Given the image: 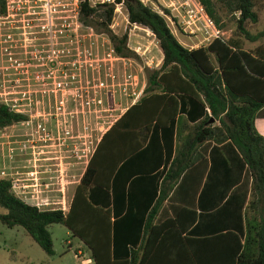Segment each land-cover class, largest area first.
Instances as JSON below:
<instances>
[{"label":"trees","instance_id":"trees-1","mask_svg":"<svg viewBox=\"0 0 264 264\" xmlns=\"http://www.w3.org/2000/svg\"><path fill=\"white\" fill-rule=\"evenodd\" d=\"M199 1L218 29L227 16L236 27L230 37L188 49L165 15L140 0H115L129 24L153 33L160 66L143 67L142 95L101 135L66 212L25 202L0 178L1 223L21 226L48 255V227L64 224L94 264H264V139L253 124L264 108V43L243 47L264 29L254 35L246 29L258 20L255 0ZM113 14V4L80 5L83 26L104 35L116 55L137 57L126 47L127 32L110 28ZM177 113L192 123L187 133L182 125L175 131ZM24 120L0 103V129ZM151 123L161 130L162 144L149 134ZM164 147L160 171L135 175L129 166L121 172L116 204L110 184L124 165L139 155L157 158V151L161 157ZM125 201L131 204L122 214ZM164 201L172 214L157 219Z\"/></svg>","mask_w":264,"mask_h":264},{"label":"rangeland","instance_id":"rangeland-1","mask_svg":"<svg viewBox=\"0 0 264 264\" xmlns=\"http://www.w3.org/2000/svg\"><path fill=\"white\" fill-rule=\"evenodd\" d=\"M157 4L159 5L158 2ZM255 9L258 13L257 22L246 23V29L253 35L264 29V0H255ZM125 15L126 11L122 6L114 16L115 26L112 31L118 35L130 33L131 27ZM221 24L223 26L220 30L225 37H230L236 27L235 20L227 16ZM171 29L175 32L172 27ZM134 31L138 36H133V41L144 46L151 43L150 49H152L151 53L155 62L161 53L154 37L143 31ZM176 32L177 36H180L181 33ZM83 39L85 41L82 46L80 74L73 78L67 76L62 79L69 82L68 85L72 86L71 90L64 93H50L48 98L38 92L19 94V97L25 98L23 102L26 103H29L26 99L29 97L32 116H26V120L0 129V172L5 173V175L0 174V178H6L10 182L19 184V188L17 187L13 192L27 203L33 205L36 201L47 199L48 204L40 206L41 209H61L64 212L68 210L73 191L85 169L87 160L84 157L80 159L73 157L72 141H79L82 148L83 143H89V140L93 145L126 104L135 101L141 95L145 86L143 67L148 66L146 64L144 66L145 62L142 59L131 57L134 61L127 69V74L131 77H126L120 63H111L107 60L106 52L109 44L104 35L88 29L83 30ZM102 41H105L104 45H101ZM154 43L157 47L153 46ZM262 43H264V35L256 41L243 40V47L254 49ZM71 68L73 69V66ZM110 68L115 75L114 78L110 77ZM132 76L135 77L132 78ZM19 83L22 86L26 85L24 78H19ZM33 83H37V79ZM93 98L101 102L93 103ZM60 100L64 102V114L51 118L46 116L48 111H60L56 107H50L48 110L47 103L52 105ZM41 102L46 106L43 107L44 104ZM67 112H73L74 116L77 115L75 112H79L82 122L75 125L74 118L71 117L72 125H70ZM43 128L50 137L45 142L41 140L44 133ZM28 139L34 141L31 143ZM32 144L34 147L31 146ZM23 145H25L23 153L19 155L18 148H23ZM10 149L13 150L12 157ZM18 156L24 158L25 162L19 165L18 170L12 169L17 164ZM33 168L38 170L36 179H34L35 175L14 174L15 171H29ZM61 178L64 203L58 204L54 202L62 199L58 190V182ZM24 184L38 185L35 188L34 186L22 188L21 185ZM4 213L6 209L0 206V214ZM48 230L52 239L53 254L51 255L46 254L21 226L7 227L0 222V264H83L82 260L91 259L89 253L76 255L79 250L78 246H81L80 242H83L74 236L64 224H52ZM83 250L87 251L86 248ZM89 264H94L92 259Z\"/></svg>","mask_w":264,"mask_h":264},{"label":"built area","instance_id":"built-area-1","mask_svg":"<svg viewBox=\"0 0 264 264\" xmlns=\"http://www.w3.org/2000/svg\"><path fill=\"white\" fill-rule=\"evenodd\" d=\"M84 0H4V12L0 15V103L6 105L10 111L15 113H20L25 116H32V107L31 101L29 97H26L29 100V103L23 102L25 100L24 97H19V94L26 93H40L45 95V97H49V94H56L57 92L64 93L65 91H70L72 86L68 85L69 82L64 81L62 79L68 77L73 78L75 75L80 74L81 69V58L80 62L76 64V71L74 70L75 62L73 60L70 61H53L52 65L47 66L49 60L40 59L37 68L32 65V62L29 61L26 56L23 61L19 60L18 56L15 53V49L20 41H26V32L28 29L36 26L45 27L48 23L59 22V19L62 18L66 28L70 32H75V30L80 27L81 28V46H83V30L87 31L92 30V28L85 27L81 23L80 20V5ZM91 6H96L99 4H113L114 5V14L112 18V22L110 24V28L112 29L115 26L113 22L114 16L118 13V11L122 7V3H115V0H87ZM142 3L149 5L152 9L157 11L160 14L165 15L168 25L174 29V31H178L183 36L188 38H196L197 43H210L213 39L219 37H225L224 33L217 28L214 21L209 17L206 13L204 6L201 4L199 0H140ZM159 5L157 4V2ZM166 13V14H165ZM126 20L127 14L125 15ZM131 27L130 33H127V41L126 47L131 50L134 55H136L140 60L142 59L145 64L150 69L157 68L159 63L158 61L154 62L152 56V49H150L149 45H141L137 41H133V36H138L134 30H139L146 32L150 36L154 37L153 33L142 26L137 24H129ZM172 30V29H171ZM22 31L21 36H19L18 32ZM173 32V30H172ZM156 41V40H155ZM105 41L101 42V45H104ZM108 42V41H107ZM157 43V42H156ZM109 47L107 54V60L109 62H117L120 63L122 68V72L126 77H131L130 74H127V69L130 67L131 63H133V59L131 57H124L116 55L108 42ZM153 46L157 47V44H153ZM82 57V50H81ZM50 63V62H49ZM65 64V72H60L58 74L59 66ZM73 66V69L71 68ZM73 70V72H72ZM110 77L114 78L115 75L110 68ZM135 76H132L134 78ZM4 78V79H1ZM19 78H24L26 85L22 86L20 83L18 84ZM56 78H58L56 80ZM7 79V80H5ZM37 79V83H33L34 80ZM52 79V80H50ZM7 82V84H6ZM10 83V84H9ZM22 86V89H20ZM100 103V100H94L93 103ZM62 103V104H59ZM89 105V102H86ZM37 104V103H36ZM43 107L46 106L45 103ZM61 105V106H60ZM59 106L61 109H59ZM50 107H56L60 111L58 114H64V102L60 100L58 103H47V109ZM50 112V111H48ZM57 112V111H56ZM52 113V112H51ZM68 120L70 125H72V117L73 112H67ZM63 116V115H62ZM52 117V116H48ZM53 117H57L53 116ZM116 118L113 120V122ZM82 122V119H81ZM111 122V124L113 123ZM110 124V125H111ZM109 125V126H110ZM108 126V127H109ZM108 129V128H107ZM105 129V131L107 130ZM43 136L42 139L44 142L49 140V134L43 128ZM103 131L101 135L105 132ZM69 133V131H68ZM100 135V137H101ZM79 137V136H78ZM58 139V138H57ZM31 143L34 141L33 139H28ZM59 143V142H58ZM98 143V138L96 142L92 145V141L89 140V143L84 142L83 148L80 145V142L77 140L72 141V155L74 158H87L86 165L88 160L92 156L96 145ZM22 147L18 148L19 154L23 153ZM34 147V144L31 145ZM49 152V151H47ZM13 153V150L10 149V156ZM12 157V156H11ZM85 165V167H86ZM1 175H5L3 171L0 172ZM33 175V172H30V176ZM37 176H34L36 179ZM62 178L59 180V191L62 195L61 201H57L54 203H64V189L62 185ZM35 185H21L22 188H28V186H37ZM47 186V184L45 185ZM19 188V184H15V182H11V189L15 192L16 188ZM48 204L47 199H41L40 201H36L33 205L36 207H40L42 205ZM41 209V208H40Z\"/></svg>","mask_w":264,"mask_h":264},{"label":"flooded vegetation","instance_id":"flooded-vegetation-1","mask_svg":"<svg viewBox=\"0 0 264 264\" xmlns=\"http://www.w3.org/2000/svg\"><path fill=\"white\" fill-rule=\"evenodd\" d=\"M26 32V41H20L15 49V53L19 60L23 61L26 58L32 62V65L37 68L40 59L49 60L47 66L52 65L51 62L70 61L75 62L74 70L76 71V64L80 62L81 58V28L78 27L75 32H70L65 26L62 18L59 22L48 23L45 27H32ZM21 36L22 31L18 32ZM65 64L59 66L58 74L65 72ZM62 104V103H59ZM61 106V105H60ZM59 106V109L61 107ZM74 118L75 125L81 123V115L79 112ZM58 112H47L46 116H56Z\"/></svg>","mask_w":264,"mask_h":264},{"label":"crops","instance_id":"crops-1","mask_svg":"<svg viewBox=\"0 0 264 264\" xmlns=\"http://www.w3.org/2000/svg\"><path fill=\"white\" fill-rule=\"evenodd\" d=\"M174 35L176 36V38L178 39V41L180 42V44H182L184 47L188 48V49H194V48H197L199 46H202V45H207L208 43L205 42V43H202V44H195L197 43V40L196 38H188V37H185L183 36L182 34H180V36H177V32H173ZM182 35V36H181ZM258 46V45H257ZM159 48V47H158ZM245 48V47H244ZM247 49V48H245ZM160 50V48H159ZM160 53H161V56L156 60L158 61L159 65L158 67L160 66L161 62H162V52L160 50ZM157 67V68H158ZM156 69V68H154ZM146 82V81H145ZM146 85V84H145ZM145 87V86H144ZM144 89V88H143ZM142 93H143V90H142ZM141 93V95H142ZM140 95V96H141ZM139 96V97H140ZM138 97V98H139ZM137 98V99H138ZM136 99V100H137ZM135 100V101H136ZM135 101L131 102V103H128L126 104V106L122 109V111L117 115L116 119L122 115L126 109L128 107H130L133 103H135ZM127 121H124L123 124H125L126 122H129L130 118L126 119ZM154 123V122H153ZM151 123L150 126H149V134L151 132H153V134L155 135L156 134V137L159 138V142L162 144V139H161V130H157L155 125ZM253 124H254V127L255 129L257 130V132L263 137L264 139V108L260 109L257 113V115L255 116L254 120H253ZM183 126V133H187L188 132V126L192 125L191 122H188L186 119H185V116L181 113H177L176 115V118H175V131H177V126ZM108 128V127H107ZM106 128V129H107ZM105 131V130H104ZM100 137L98 138V141H99ZM157 153L159 154V156L157 158L155 157H150L149 154L148 155H139V157H134L135 159H132V161L126 163V165H124V169L120 170V173H118V175H116L115 177V181L114 183L112 182L110 184V189L113 191L114 190V193L116 192V194L114 195L115 199H116V204H121V203H117V198L119 197V194L117 193L120 188V184L117 183V180L118 182L119 181H122L123 180V177L121 175V172H127L128 169H131V167L129 166H132V169L135 168V175L139 174V173H145L143 171H147L146 173H155L156 171H160L163 167V165H165V161L164 159L166 158V148L164 147L163 150L161 151V157H160V153L157 151ZM19 155H22V154H19ZM131 159V158H130ZM17 164L14 165L12 167V169H16L18 170V167L19 165H21V163H23L24 161V158L22 159V157L18 156V159H17ZM25 162V161H24ZM207 166L209 167V163L207 164ZM34 167V165H33ZM150 168V169H149ZM148 169V170H147ZM85 170V169H84ZM30 172H33V175H37L38 173V170L34 168L32 170H29V171H22V172H19V171H15L14 174H21L20 176H30ZM134 177V176H133ZM133 177H131L130 179H132ZM130 179L128 180V182L125 184V194L127 193V186H128V183L130 181ZM204 176H203V179H202V183L204 182ZM116 190V191H115ZM134 190H135V187H134ZM17 195V194H16ZM127 195V194H126ZM21 198V197H20ZM115 203V201H114ZM133 203V201H132ZM30 204V203H29ZM113 204V202H112ZM123 204H125V209L123 210L122 214L125 212L126 210V206L128 204H131V202H128V201H125ZM170 204L171 202L170 201H164L163 205H162V208L157 216V219H162L166 216H170L172 214V212L170 211ZM110 220H114V216L112 215ZM81 246L79 245L78 246V251L76 253L77 254H81V253H86V254H90L91 255V252L90 250L87 248V246L84 244V243H81ZM86 246V247H83V246ZM83 248H86L87 251L83 250ZM78 256V255H77ZM91 261V259H86V260H82L81 263L83 264H89Z\"/></svg>","mask_w":264,"mask_h":264},{"label":"water","instance_id":"water-1","mask_svg":"<svg viewBox=\"0 0 264 264\" xmlns=\"http://www.w3.org/2000/svg\"><path fill=\"white\" fill-rule=\"evenodd\" d=\"M213 121V119H210V122H212Z\"/></svg>","mask_w":264,"mask_h":264}]
</instances>
